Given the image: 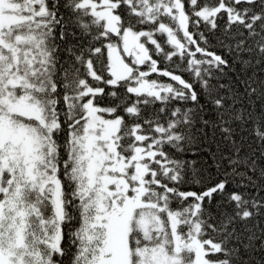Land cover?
<instances>
[{
  "label": "snow or ice",
  "instance_id": "6c2138e0",
  "mask_svg": "<svg viewBox=\"0 0 264 264\" xmlns=\"http://www.w3.org/2000/svg\"><path fill=\"white\" fill-rule=\"evenodd\" d=\"M0 264H264V0H0Z\"/></svg>",
  "mask_w": 264,
  "mask_h": 264
},
{
  "label": "trees",
  "instance_id": "16d2710c",
  "mask_svg": "<svg viewBox=\"0 0 264 264\" xmlns=\"http://www.w3.org/2000/svg\"><path fill=\"white\" fill-rule=\"evenodd\" d=\"M162 66L163 67H169V68L173 67L169 62H165ZM152 78H157V77H156L155 74H153V77ZM185 78L186 79L188 78L187 75H185ZM160 79L165 80V81L167 80V78H160Z\"/></svg>",
  "mask_w": 264,
  "mask_h": 264
}]
</instances>
